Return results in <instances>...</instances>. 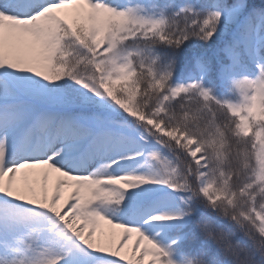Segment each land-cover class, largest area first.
I'll return each mask as SVG.
<instances>
[{
	"label": "snow or ice",
	"instance_id": "obj_1",
	"mask_svg": "<svg viewBox=\"0 0 264 264\" xmlns=\"http://www.w3.org/2000/svg\"><path fill=\"white\" fill-rule=\"evenodd\" d=\"M0 264H264V0H0Z\"/></svg>",
	"mask_w": 264,
	"mask_h": 264
}]
</instances>
